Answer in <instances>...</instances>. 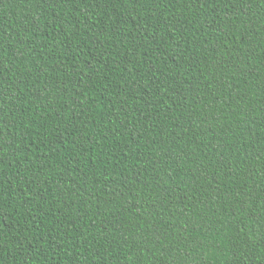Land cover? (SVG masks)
Here are the masks:
<instances>
[{"label":"trees","instance_id":"16d2710c","mask_svg":"<svg viewBox=\"0 0 264 264\" xmlns=\"http://www.w3.org/2000/svg\"><path fill=\"white\" fill-rule=\"evenodd\" d=\"M0 264H264V0H0Z\"/></svg>","mask_w":264,"mask_h":264}]
</instances>
